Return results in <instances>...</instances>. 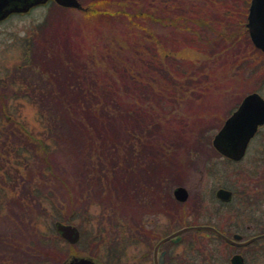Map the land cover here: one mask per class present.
<instances>
[{"label": "rangeland", "instance_id": "374dc122", "mask_svg": "<svg viewBox=\"0 0 264 264\" xmlns=\"http://www.w3.org/2000/svg\"><path fill=\"white\" fill-rule=\"evenodd\" d=\"M215 1L198 4L199 31L220 30L229 22L234 29H226L225 40L218 45L214 42L210 51L200 44L186 46L184 42L181 52H175L171 47L174 30L154 22L145 26L150 28L151 36L142 39L147 35L138 32L133 37L118 21L94 22L92 18L86 19L84 12L59 11L51 4L0 21V81L10 82L19 76L16 70L28 62L27 42L31 34L48 19L49 33L67 28L70 46L79 52V59L87 64L90 73L113 84L122 103L120 111L126 104L132 108L139 106L146 112L152 110L156 122V127L146 123L149 133L144 130L143 136H137L130 122L116 124L123 137L121 141L132 140L137 150V139L153 146L144 157L147 169L131 160L132 169L146 170L141 176L149 177V184L141 185L138 181L135 191L131 188L119 194L108 186L98 188L93 180L95 172L91 166L95 158L91 153L67 156L59 152L53 169L67 186L47 176L48 183L42 188L36 185L40 173L37 166L31 170L29 187H23L28 165L2 158L14 175L9 179H15L17 184L11 188L0 181V264H61L70 254L69 249L104 261L113 258L115 264H148L141 258L154 244L142 234L154 232L160 237L181 226V222L173 223L166 212L168 207L169 214L176 218L174 210L180 214L184 211L183 204L175 203L173 190L186 187L195 197L201 175L206 179L209 170L224 168L212 156V136L244 94L258 90L264 95V58L242 37L250 0H221L223 9L215 8ZM175 34L190 35L179 29ZM210 35L213 38L217 34L211 31ZM155 42L161 52L175 53L173 58L186 63L188 71L183 83L169 85L165 80L164 75L172 72L175 62L171 56L159 54L154 67L148 66L147 48L151 49ZM11 88L6 87L7 110L33 139L44 140L47 131L37 108L23 99H14ZM154 148H163L161 158H157ZM171 175L175 177L174 183L168 180ZM36 188L39 193L35 194L32 190ZM57 220L79 231V241L73 248L57 236ZM38 239L44 241L40 244ZM168 249L174 255H184V239Z\"/></svg>", "mask_w": 264, "mask_h": 264}, {"label": "trees", "instance_id": "16d2710c", "mask_svg": "<svg viewBox=\"0 0 264 264\" xmlns=\"http://www.w3.org/2000/svg\"><path fill=\"white\" fill-rule=\"evenodd\" d=\"M78 1L82 6L81 10L62 8L53 2L49 4L59 11L84 12V17L92 18L94 22L118 21L127 27V32L133 37L138 32L147 35L142 39L151 36H149L150 28L145 26L150 27L149 23L154 22L171 32L174 30L171 34V47L175 52L184 47V42L186 46L194 44L199 46L200 44L210 51V48H214L212 45L214 42L215 44L218 42L217 45L222 42L226 29H234V25L229 22L227 25L223 24L220 30L211 28L199 31L201 22H198L196 17L201 10L198 4L211 2V0H86V3L84 0ZM220 1L218 3L215 1V8L223 9L219 4ZM49 27L48 19H45L31 34V40L27 42L28 62L16 70L19 76L11 79L10 82L7 79L4 82L0 81L1 183L11 188L17 184L15 179H9L14 175L9 172L5 160L2 159L13 158L16 164L22 162L24 167L28 165L27 181L23 183L25 184L23 187L31 183V170L34 166L40 170L37 187H46L48 180L45 177L47 176L53 177L56 182L59 180L62 186H67L65 181L57 177L54 172L55 155L63 152L67 156H72L85 152L86 154L91 153L95 158L91 167L95 172L93 180L96 181L98 188L103 189L108 186L120 194L130 191L131 188L135 191L138 181L141 185L144 183L148 185L149 177L141 176V173L146 170L137 172L135 168L132 169L131 160L135 159L136 164L147 169L143 163L144 157L152 152L153 146L151 148L150 142L146 140L142 142L137 139L139 144L137 150L132 140L121 141L123 137L117 130L116 124L118 121L130 122L137 136H143L144 130L149 133L147 122L156 127L152 110L146 112L145 108L139 106L132 108L126 104L127 107L120 111L122 103L116 96L117 92L113 84H107L96 73H90L87 64L79 59V52L76 53L75 49L73 50L70 46V37L66 34L67 28L49 33ZM178 29L190 35L185 34L183 37L182 34H178L177 36L175 30ZM243 30L244 35L241 36L251 45L246 29ZM211 31L217 34L213 38L210 35ZM155 45L153 46L152 43L151 49L147 48L150 55L148 61L150 68L154 67L155 62L159 60V54L163 53L156 42ZM164 55L165 58L176 57L175 53L168 51ZM173 59L175 62L172 72L164 75L165 80L170 82L169 85L179 81L183 83L184 75L188 71L184 61ZM8 85L12 86L14 99H23L37 108V115L47 131L44 140L33 139L29 132L16 124L15 118L7 110L8 97L5 93ZM199 146L201 149V144ZM210 150L214 152L211 147ZM154 151L157 158L163 156L160 155L164 152L163 148H154ZM46 171L48 174H45ZM160 180L162 181V177ZM168 180L174 183V175L168 176ZM155 187L158 188V186ZM32 192L36 194L39 190L36 188ZM134 197L135 194L129 198L134 200ZM166 212L173 223L181 222L182 224L181 216L173 218L169 214L168 207ZM38 241L41 244L44 240L38 239Z\"/></svg>", "mask_w": 264, "mask_h": 264}, {"label": "flooded vegetation", "instance_id": "af4514ba", "mask_svg": "<svg viewBox=\"0 0 264 264\" xmlns=\"http://www.w3.org/2000/svg\"><path fill=\"white\" fill-rule=\"evenodd\" d=\"M254 49L264 58V52ZM254 93L264 101V95L258 90L244 94L212 136V156L222 162L224 168L209 170L206 179L201 175L195 197L184 187L187 196L183 203H179L184 205V211L177 213L183 220L178 229L160 237L154 232L142 234L154 244L143 255L142 261L160 264L162 255V264H264V122L256 125L240 157H226L212 146V140L225 120L238 110L248 95ZM186 171L184 169V173ZM182 228L184 233L180 241L184 239V255H174L168 249L180 241H166L155 251L160 240ZM73 247L69 245V248ZM69 252L61 264H70L80 258L92 264H115L113 258L104 261L78 254L74 249Z\"/></svg>", "mask_w": 264, "mask_h": 264}, {"label": "water", "instance_id": "95a60500", "mask_svg": "<svg viewBox=\"0 0 264 264\" xmlns=\"http://www.w3.org/2000/svg\"><path fill=\"white\" fill-rule=\"evenodd\" d=\"M51 0H0V21L12 14L27 13L31 8L44 5ZM62 8L81 10L78 0H52ZM246 29L253 46L264 52V0H250L246 17ZM264 122V101L257 95H248L240 104L238 110L227 118L212 140L213 148L220 154L229 157H240L246 148L248 139L252 136L256 125ZM222 194V192H219ZM173 197L178 202H184L186 191L184 187H176ZM56 232L68 244L73 245L79 240V232L72 225L55 222ZM184 228L160 240L155 251L166 241L177 243L180 241ZM70 264H92L87 259H74ZM162 264V255L160 256Z\"/></svg>", "mask_w": 264, "mask_h": 264}]
</instances>
